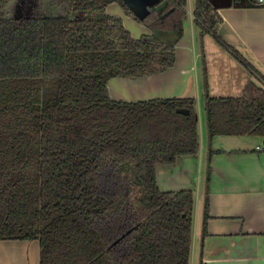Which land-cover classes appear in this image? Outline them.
Instances as JSON below:
<instances>
[{
	"label": "trees",
	"instance_id": "1",
	"mask_svg": "<svg viewBox=\"0 0 264 264\" xmlns=\"http://www.w3.org/2000/svg\"><path fill=\"white\" fill-rule=\"evenodd\" d=\"M112 3L130 11L124 0H72L58 15L34 16L32 0L20 15L0 11V240H39L40 264H190L195 195L161 191L156 167L198 153L195 99L109 95L112 78L174 65L187 0L135 16L152 31L140 39L107 12ZM221 22L210 0H197L202 34L218 37ZM224 46L261 84L206 95L209 140L264 139V77Z\"/></svg>",
	"mask_w": 264,
	"mask_h": 264
},
{
	"label": "crops",
	"instance_id": "2",
	"mask_svg": "<svg viewBox=\"0 0 264 264\" xmlns=\"http://www.w3.org/2000/svg\"><path fill=\"white\" fill-rule=\"evenodd\" d=\"M196 2L187 0L188 14L184 34L176 45L174 65L163 73L112 78V100L193 98L199 130L200 117L206 116V95L240 97L248 82H257L255 73L224 44L264 77V3L217 0L219 8L215 9L222 19L217 37L210 32L202 34L194 23ZM107 12L120 17L133 38L152 35L120 4H110ZM235 138H250L251 143L239 145ZM258 138L216 136L204 150L200 141L197 154L156 167L161 191L191 190L195 195L190 264H264V150L257 149L264 139L252 141ZM211 150L207 185L204 162ZM40 253L39 240H0V264H40Z\"/></svg>",
	"mask_w": 264,
	"mask_h": 264
},
{
	"label": "rangeland",
	"instance_id": "3",
	"mask_svg": "<svg viewBox=\"0 0 264 264\" xmlns=\"http://www.w3.org/2000/svg\"><path fill=\"white\" fill-rule=\"evenodd\" d=\"M72 0H32V12L34 13V16H39L43 14H67V11L69 9L70 3ZM2 5H0V11L7 15V16H13V14L20 15L23 10L22 0H4L1 2ZM124 9V8H123ZM126 10V9H125ZM127 14H129L134 21H137L135 18V15L131 11H127ZM137 23V22H136ZM201 118L199 121V142H202L203 150L207 148L209 144H211L209 138H208V128H207V122H206V116ZM201 133V134H200ZM202 135V136H200ZM249 137V136H246ZM238 139V144L247 145L250 142V138H246V140H243V138H235ZM260 138L257 140L252 139V141H259ZM208 154L206 155V162L204 164H208ZM206 177H207V169H206Z\"/></svg>",
	"mask_w": 264,
	"mask_h": 264
},
{
	"label": "water",
	"instance_id": "4",
	"mask_svg": "<svg viewBox=\"0 0 264 264\" xmlns=\"http://www.w3.org/2000/svg\"><path fill=\"white\" fill-rule=\"evenodd\" d=\"M130 11L139 19H144L150 13V7H153L159 2V0H124ZM211 5L214 8H219L217 0H210ZM178 112L181 114L188 115L190 113L187 109H178ZM210 153L208 155V164H207V176H208V165L210 163Z\"/></svg>",
	"mask_w": 264,
	"mask_h": 264
},
{
	"label": "built area",
	"instance_id": "5",
	"mask_svg": "<svg viewBox=\"0 0 264 264\" xmlns=\"http://www.w3.org/2000/svg\"><path fill=\"white\" fill-rule=\"evenodd\" d=\"M259 1H260L261 3H264V0H259ZM256 80H257V79H256ZM257 83H258V84H261L258 80H257ZM257 149L260 150V151L264 150V144H263L262 146H258Z\"/></svg>",
	"mask_w": 264,
	"mask_h": 264
}]
</instances>
